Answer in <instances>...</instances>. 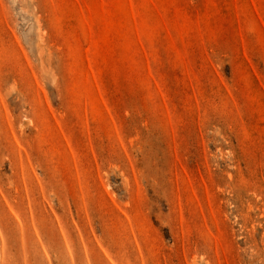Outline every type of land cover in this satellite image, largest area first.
Here are the masks:
<instances>
[{
	"label": "rangeland",
	"instance_id": "obj_1",
	"mask_svg": "<svg viewBox=\"0 0 264 264\" xmlns=\"http://www.w3.org/2000/svg\"><path fill=\"white\" fill-rule=\"evenodd\" d=\"M0 264H264V0H0Z\"/></svg>",
	"mask_w": 264,
	"mask_h": 264
}]
</instances>
